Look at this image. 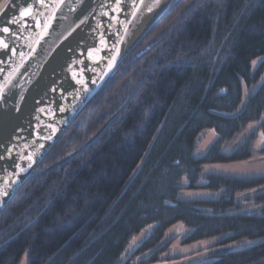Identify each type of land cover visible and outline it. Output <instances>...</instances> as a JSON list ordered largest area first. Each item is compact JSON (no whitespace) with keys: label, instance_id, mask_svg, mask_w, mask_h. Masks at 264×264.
I'll return each mask as SVG.
<instances>
[{"label":"trees","instance_id":"trees-1","mask_svg":"<svg viewBox=\"0 0 264 264\" xmlns=\"http://www.w3.org/2000/svg\"><path fill=\"white\" fill-rule=\"evenodd\" d=\"M254 156L264 160V0H176L1 210L0 264H154L180 257L175 241L219 236L255 241L187 255L264 264V189L247 194L264 173L204 170Z\"/></svg>","mask_w":264,"mask_h":264},{"label":"water","instance_id":"water-1","mask_svg":"<svg viewBox=\"0 0 264 264\" xmlns=\"http://www.w3.org/2000/svg\"><path fill=\"white\" fill-rule=\"evenodd\" d=\"M175 2L0 0V212Z\"/></svg>","mask_w":264,"mask_h":264},{"label":"rangeland","instance_id":"rangeland-1","mask_svg":"<svg viewBox=\"0 0 264 264\" xmlns=\"http://www.w3.org/2000/svg\"><path fill=\"white\" fill-rule=\"evenodd\" d=\"M215 131L213 129L207 130L201 140L198 142L197 145V152L202 153L206 148L211 144V142L215 139ZM262 157L260 156H254L249 161H242V162H235V163H224V164H209L204 167L205 171L210 172H219L223 174H229L239 177H251L255 175H261L264 173V160L262 161H256L257 159H260ZM188 193H182L180 197H187ZM184 228V227H183ZM185 230V228H184ZM149 232V228H146L142 230L131 242L128 246L125 256L126 255H132V252L137 247L138 242ZM167 235V231L166 234ZM224 238V236H219L215 238H211L208 240H205L203 243H199L196 245H193V247H190L188 245H181L178 241H175L171 247L170 252H175L180 255V257H174L171 260L167 261H161L154 264H198L201 259L203 258H196L198 256L204 255V253H201L197 256L190 257V252L197 251L203 247H205L208 244H213L211 247L213 250L212 252H219L222 249H237L245 247L251 243H253L255 240H242V241H226L221 242V240ZM190 247V249H188ZM182 250V251H180ZM135 257L137 260H139V256L136 254ZM19 264H26V258L25 255L22 256ZM134 264H140L139 262H136Z\"/></svg>","mask_w":264,"mask_h":264},{"label":"snow or ice","instance_id":"snow-or-ice-1","mask_svg":"<svg viewBox=\"0 0 264 264\" xmlns=\"http://www.w3.org/2000/svg\"><path fill=\"white\" fill-rule=\"evenodd\" d=\"M149 11H151V8H149ZM28 14L29 13L27 11L21 13V15H25V16L28 15ZM11 22L14 23L15 21H11ZM2 31L5 32V33H8L9 32V29L7 27H5V28L2 29ZM0 43H2V41H0ZM3 46L5 48L7 47L6 44H4Z\"/></svg>","mask_w":264,"mask_h":264}]
</instances>
